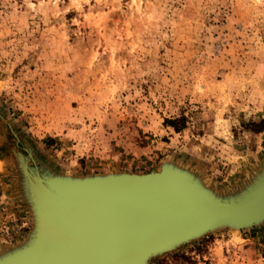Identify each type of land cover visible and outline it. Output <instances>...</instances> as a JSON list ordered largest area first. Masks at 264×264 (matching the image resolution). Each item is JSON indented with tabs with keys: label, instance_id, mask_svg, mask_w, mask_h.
I'll list each match as a JSON object with an SVG mask.
<instances>
[{
	"label": "rangeland",
	"instance_id": "1",
	"mask_svg": "<svg viewBox=\"0 0 264 264\" xmlns=\"http://www.w3.org/2000/svg\"><path fill=\"white\" fill-rule=\"evenodd\" d=\"M263 129L264 0H0V257L35 227L19 154L50 177L169 163L227 198ZM147 264H264V222Z\"/></svg>",
	"mask_w": 264,
	"mask_h": 264
},
{
	"label": "water",
	"instance_id": "2",
	"mask_svg": "<svg viewBox=\"0 0 264 264\" xmlns=\"http://www.w3.org/2000/svg\"><path fill=\"white\" fill-rule=\"evenodd\" d=\"M164 169V166H161L159 171L145 174L119 173L85 178L50 177L27 169L31 176L28 179V187L36 195L34 199L29 200L36 213L32 242L25 248L21 247L7 256L0 257V264H16V260L25 261L34 256L33 254L44 251L47 231L45 222L50 224L49 233L52 232V239L68 238L73 235L72 230L76 226V232L88 227L84 219L92 214L98 219H95V224L91 225L92 228L87 234L77 233L83 238H94L96 223H103V215L107 220L109 214L111 218L115 215L129 217L137 230V237L143 238V242L148 241V237L150 241L158 237L161 234L159 232L163 234L167 231V240L156 246L151 244L152 241L145 242V245L140 242L144 248L139 264H147L153 257L215 230L234 229L231 226H238L241 231L264 222V186L257 187L258 181L254 185H248L237 195L224 198L217 196L199 178L186 170L171 164L166 171ZM26 176L28 178V174ZM263 178L264 172L256 180ZM37 187L42 191L44 198L39 194ZM144 194L145 199L141 198ZM191 197L198 202L194 204ZM80 199L85 201L81 203L80 210L76 211L72 206ZM71 200L73 212L69 214L71 207L68 205ZM36 205L41 208L39 214ZM106 210L108 212L104 214ZM200 211L219 214L213 213L205 222L194 221L189 225L194 220L195 213ZM45 213L47 218L50 215L52 219H45ZM78 214L82 217L77 216ZM93 221L94 219L89 225Z\"/></svg>",
	"mask_w": 264,
	"mask_h": 264
},
{
	"label": "bare ground",
	"instance_id": "3",
	"mask_svg": "<svg viewBox=\"0 0 264 264\" xmlns=\"http://www.w3.org/2000/svg\"><path fill=\"white\" fill-rule=\"evenodd\" d=\"M30 156H31V154H30ZM19 160H20L21 170L23 172L24 179H25V191H26L28 200H30V199L32 200V199H34V197H36V195L33 194L31 189L28 187V179H30L31 176L27 172H28L30 167L28 166V161L26 158L24 159L22 156H19ZM163 166L165 168L164 170L166 171V169H168L170 164L165 163L164 165H162V167ZM36 171L37 170H35L34 172H36ZM38 173H39V171H38ZM27 174H28V178L26 176ZM40 174H42V173H40ZM256 178L252 183L247 184V186L251 185V184L254 185L256 181H258L256 183L257 187L259 185L264 186V180H263L264 178L262 180H256ZM31 180H32V183H34L33 178ZM203 184H204V182H203ZM247 186H245V187H247ZM37 189H38V187H37ZM243 189H245V188H243ZM243 189H241V191ZM35 191H34V193H35ZM38 192H39V194H41V196L43 195L41 190L38 189ZM141 198L145 199L146 195L145 194L142 195ZM191 198H192L194 204L198 202V200L196 201L193 197H191ZM85 200H87V198ZM85 200L84 199L83 200L82 199L77 200L76 202H74L73 206H72L73 200H71L69 202L68 207L72 206L76 211H79L80 210L79 207L82 206L81 203L83 204ZM141 201H143V200L141 199ZM29 203L31 205L33 217H35L36 216L35 209L33 208L30 201H29ZM194 204H192V205H194ZM198 205H200V204H198ZM36 206H37V213L39 214L41 212V208L39 205H36ZM68 207L67 206L65 207L67 212H68V210H67ZM72 207H71V209H69L70 210L69 214L71 213V211L73 212ZM189 207H191V204L189 205ZM98 212H99V210H98ZM107 212H108V210H106L104 212V214H106ZM213 213H214V215L219 214V213H215V212H213ZM213 213H212V211H210V212L200 211L198 213H195L194 220L191 223H189V225H192L194 223V221L205 222L206 220H208L210 215H213ZM109 215L110 216L107 220L105 219V216L103 215V219H102L103 223H101V224L96 223V225H95L96 228L94 229L95 230L94 236L92 235L94 238H91V237L83 238V236H81V235L79 236V234H77L78 232L81 234H85V233L87 234L89 232V230H91V228H92L91 225L95 224L94 223L96 221L95 219H98V217L96 218V216H93V214L90 216H86L88 218L84 219V221L87 223L86 226H88V227H84L82 230L76 232V230L78 228L76 226V228H73V230H72L73 235L71 234L72 236H70L68 238L62 237L60 239L58 237L57 239H52V236H53V235H51L52 232H51V234L49 233L50 232V230H49L50 224L48 222H45V225H46L45 231L47 230L45 232V250L40 252L39 254H36V255L33 254L34 256H32L28 260H25V261L16 260L15 261L16 264H137L138 262L141 261L140 257L143 256L142 252H143L144 247L141 246L142 243H144V245H145V242L149 243L150 241H152L151 244H155V246H156V244H160L161 241L167 240V236L165 235V233L167 232L166 231L163 234H162V232H159L161 234L158 237H156L150 241H149V237H148V239H147L148 241L143 242V238L137 237V235H136L137 230L134 229L133 223L131 222L129 217L123 218L122 216L115 215V217L112 216V218H111V214H109ZM73 216H74V214H73ZM77 216H79L80 218L82 217L79 214ZM44 217L48 221L50 220L49 218L52 219V217L50 215H48V218H47L46 213L44 214ZM90 218H91V220H90ZM93 219H94L93 223L89 225V222H92ZM34 220H35V218H34ZM105 221H107V222L104 223ZM82 225H83V223H82ZM231 227L234 228L233 229L234 231L239 230L238 226H236V227L231 226ZM74 229H75V231H74ZM148 233H149V231H148ZM151 234L153 235V233H151ZM31 240L32 239H30V241L27 244L23 245L22 248L29 246L32 242ZM140 242H142V243H140ZM11 253H8V254H11ZM8 254H5V255L7 256ZM139 259H140V261H139Z\"/></svg>",
	"mask_w": 264,
	"mask_h": 264
},
{
	"label": "trees",
	"instance_id": "4",
	"mask_svg": "<svg viewBox=\"0 0 264 264\" xmlns=\"http://www.w3.org/2000/svg\"><path fill=\"white\" fill-rule=\"evenodd\" d=\"M262 131H264V129H263V130H258V131H256V133H260V132H262Z\"/></svg>",
	"mask_w": 264,
	"mask_h": 264
}]
</instances>
